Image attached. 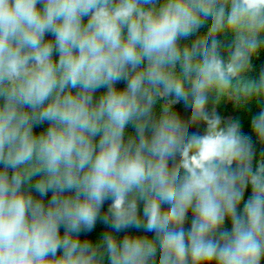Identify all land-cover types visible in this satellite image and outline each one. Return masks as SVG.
I'll list each match as a JSON object with an SVG mask.
<instances>
[{
	"label": "clouds",
	"instance_id": "9594fccd",
	"mask_svg": "<svg viewBox=\"0 0 264 264\" xmlns=\"http://www.w3.org/2000/svg\"><path fill=\"white\" fill-rule=\"evenodd\" d=\"M0 264H264V0H0Z\"/></svg>",
	"mask_w": 264,
	"mask_h": 264
},
{
	"label": "trees",
	"instance_id": "16d2710c",
	"mask_svg": "<svg viewBox=\"0 0 264 264\" xmlns=\"http://www.w3.org/2000/svg\"><path fill=\"white\" fill-rule=\"evenodd\" d=\"M257 63H259V61H258ZM229 107H230V106H229ZM228 110H229V109H223V111H224L225 114H227ZM253 111H254V110H253Z\"/></svg>",
	"mask_w": 264,
	"mask_h": 264
}]
</instances>
